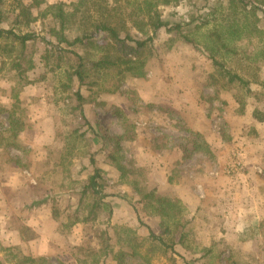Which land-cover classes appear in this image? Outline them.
<instances>
[{"label":"rangeland","instance_id":"1","mask_svg":"<svg viewBox=\"0 0 264 264\" xmlns=\"http://www.w3.org/2000/svg\"><path fill=\"white\" fill-rule=\"evenodd\" d=\"M59 1L71 5V14L72 5L80 0H46V4ZM93 1L101 2L86 0L81 9L90 17L89 31L100 18L119 24L123 19L126 27L120 35L126 45L146 38L132 27L129 11L113 8L125 0H105V10H99ZM220 4L215 17H223L225 36L238 53L225 56V67L247 80L248 86L237 81L227 85L228 77L221 78L208 56L181 36L192 18ZM227 5L228 0H178L162 6V17L170 27L183 25L181 35L175 30H159L152 47L137 54L145 59V75L122 79L110 74L98 80L91 90H82L81 108H75L76 83L68 87V71L75 58L59 57L62 49L70 47L50 34V27H58V22L49 17L30 26L29 32L36 36L26 50L36 63L27 73L31 84L12 82L10 74L0 72V107L9 106L19 93L28 121L19 139L29 148L27 158L15 149L0 150V264H16L8 261L4 250L16 245L30 255L49 258L52 264H92L89 249L100 248L99 233L105 228L110 230L116 251L123 237L121 227L136 229L140 238L149 235V228L161 235L159 216L143 212L142 195L136 187L178 201L174 185L184 178L194 181L189 176L195 173L215 182L225 179L239 188L227 190L223 201L210 199L207 210L199 214L178 201L182 216L177 224L166 221L171 232L162 235L173 250L146 239L141 253L147 254L151 264H173V260L178 264H264V121L259 129L254 123L256 113L264 117V60L256 59L264 48V4L257 11L260 35H249L243 28L248 24L244 6L229 10ZM77 26H68L70 40L80 35ZM208 27L194 35L200 47ZM110 45L113 55L131 57L118 43ZM71 49L86 51L91 59L103 54L80 46ZM211 75L219 87L211 83ZM122 113L127 116L125 121ZM0 122L6 125L1 110ZM117 136L122 138H109ZM194 141L207 143L212 154L196 150ZM110 152L119 166L109 158ZM16 158L21 163H15ZM237 162L238 172L230 173ZM94 168L100 169L99 190L107 207L99 204L93 208L96 200L90 193L80 199ZM43 201L48 215L41 208L37 217L29 206ZM255 203L261 205L248 208ZM135 208L145 226L140 225ZM181 233L184 237L179 242ZM105 264H118V260L111 253Z\"/></svg>","mask_w":264,"mask_h":264},{"label":"trees","instance_id":"2","mask_svg":"<svg viewBox=\"0 0 264 264\" xmlns=\"http://www.w3.org/2000/svg\"><path fill=\"white\" fill-rule=\"evenodd\" d=\"M86 0H80L79 3L72 5L74 11L68 14L71 5L64 1L55 2L53 4H46V0H0V72L10 74V81L23 83V85L31 84V80L28 78L27 73L34 69L35 61L31 55L26 53L27 47L31 42L36 40L34 33L29 32L31 25L38 22L40 19L53 18L58 22V27H50V34L54 36L60 43L66 44L70 49H62V53L59 57L66 55L69 58H75V64L71 66V71H68L69 82L71 86L76 83L75 97L77 105L75 108H81V104L84 101L83 89L87 88L91 90L92 86H97L98 80L105 79L110 74H116L120 78L126 77H143L146 73L145 59L141 60L137 54L142 48L149 46L152 47L153 39L156 33L162 28L171 31L175 30L181 32L183 30L182 24H176L174 27H170L169 21H166L161 14L160 9L162 6L171 5L178 0H125L124 3L116 4L113 8L129 11L128 17L130 23L137 32L143 34L146 38L144 40H132L129 35H126V39H130L134 42L133 46L126 45L125 38H121L120 33L125 29V23L122 19L121 23L111 22L108 18L99 19L98 23L92 28V31L88 30V15H85L84 11H81L82 6ZM208 1V0H205ZM93 5H96L99 10H105L107 7L105 0L101 2L93 1ZM261 4H264V0H228L227 9L232 10L242 5L246 8L245 18L248 24L253 27L248 28V24H245L243 28L248 29V34L256 33L260 35L262 31L257 29V23L259 17L257 11L260 9ZM43 5H46L43 8ZM250 6V7H249ZM221 8L212 7L210 12L202 13L196 18H192L189 23L186 33H183L182 38L186 43L192 44L195 47L200 48L206 56L212 61L215 66L216 72L221 75V78L228 77L226 81L227 85L234 82H238L241 86H248V81L243 79L236 72H231L225 67V56H236L237 50L231 46L229 39L225 36L224 26L222 25L223 17H215L217 10ZM105 12V11H104ZM221 16V15H220ZM122 17V16H121ZM262 18L264 19V13ZM217 20L220 21V25L217 26ZM77 24L79 34L72 40L67 36L68 26H75ZM213 24L210 28L208 25ZM221 26V27H220ZM201 27H208L209 31L203 35L204 42L201 43L194 37L196 31ZM235 30L231 32L234 33ZM255 31V32H254ZM81 32V33H80ZM118 43L121 48L128 49V53L131 57H123V55H113V45L110 42ZM80 46L82 49L101 51L103 54L97 59H91L86 57V51L84 53H78L71 47ZM126 46V47H123ZM86 48V49H85ZM112 49V50H111ZM128 56V55H127ZM259 60H264V48L256 55ZM45 59L48 58V54L45 55ZM6 69V71H4ZM214 86L219 87V81L211 75ZM94 79L93 81H91ZM264 85V83H263ZM22 90V89H21ZM20 90V91H21ZM248 93H251L250 89H246ZM0 110L6 115V125L0 122V150L10 151L15 149L24 154L23 158L28 157L29 148L24 145L19 137L28 128V121L25 111L21 105V99L19 93L12 97L11 104L7 107H0ZM255 116V115H254ZM258 121H264V117L257 115L255 117ZM122 119L125 121L127 116L122 113ZM127 132V131H126ZM108 138V137H106ZM117 141L122 137H109ZM108 138V139H109ZM195 149L198 151L211 153V148L206 143L193 142ZM204 147V148H203ZM116 149H119L116 146ZM204 150V151H203ZM116 150H113V152ZM108 155L115 165L119 166V160L114 156V153ZM4 157H1L3 163ZM9 160V159H7ZM13 162V159H10ZM15 163H21L19 158L14 159ZM23 168H27V163H24ZM101 177L100 169L94 168L92 174L88 176L87 182L83 185L80 191V199L87 194L96 200L92 207H96L99 204H104V207L108 206V203L103 201V195L99 190L98 180ZM138 185V184H137ZM138 192L142 195L143 200V212L150 215L159 216V225L162 228V233L171 232L170 227L166 225V221H172L177 224V220L182 216V210L180 208V202L174 201L167 195H159L155 190H146L136 187ZM80 201V202H81ZM102 201V202H101ZM137 212V218L140 225L145 226L143 219L139 214L137 208L134 209ZM55 211V208H54ZM109 211H111L109 209ZM123 237L119 240L121 245L118 250H114L113 239L110 236V230L103 229L99 233L100 248L90 247L89 251L93 256L92 264H105L106 258L112 253V258L118 260V264H130V262H136L135 264H151L147 254H142L141 249L144 247L146 239H150L152 242H157L166 249L173 250V245L165 243L162 235H157L150 228L149 235L144 238L136 232V229L125 226L122 228ZM184 235L180 234L178 241L181 242ZM12 249V251L10 250ZM8 261L15 262L16 264H52L49 258L45 256H33L27 253L20 245H16L12 248L5 247ZM173 264L176 263L173 260Z\"/></svg>","mask_w":264,"mask_h":264},{"label":"crops","instance_id":"3","mask_svg":"<svg viewBox=\"0 0 264 264\" xmlns=\"http://www.w3.org/2000/svg\"><path fill=\"white\" fill-rule=\"evenodd\" d=\"M254 123H255V126L257 127V129H259V128H261V126H263V124H262L263 122L254 121ZM206 140H207L206 142L211 144V141L209 139L206 138ZM189 178H194L195 180L192 181V180H188V179L184 178L179 184L174 185V187H175V194L174 195L176 196L178 201L183 203L184 206H186L188 208L187 209L188 211L197 210L198 214L200 212L205 211L204 209H206L208 207V205H209L208 202L210 201V199H214L215 201H219L221 199V197H224L226 194H228V193H226L227 190L232 189V190L236 191L239 188V185L231 184L230 182H228L225 179H223L221 181H220V179H218L219 182H215V180L208 179L205 176L204 177H201V176L198 177V174H196V173L190 174ZM223 178H227V177H223ZM168 181L171 182V180H169V179H168ZM222 181H225V184L222 183ZM25 194L26 193H24V196H25ZM24 196L22 195L23 198H24ZM31 196H29V198H31ZM32 198L30 199V202H31ZM223 200L224 199H221V201H223ZM30 202L27 204H30ZM36 204L33 203V205H35V206H32V205L29 206V208H34V210H35L34 215L39 217L36 214H39L38 211H41V208H42L43 209L42 214H44V216H45V212L47 213V210L45 209L46 203L44 201L42 202V204L38 203L39 204L38 207L36 206ZM256 204L261 205L259 203H255L254 205L250 204L248 206V208L249 209H251V208L257 209L258 207ZM18 208L21 209L20 206H18ZM260 208H262V207H260ZM261 212L263 213L262 210H261ZM257 213H258V211H257ZM47 215H48V213H47ZM258 215H259V213H258ZM47 218H48V216H47ZM36 222L39 223L40 221L37 220Z\"/></svg>","mask_w":264,"mask_h":264},{"label":"built area","instance_id":"4","mask_svg":"<svg viewBox=\"0 0 264 264\" xmlns=\"http://www.w3.org/2000/svg\"><path fill=\"white\" fill-rule=\"evenodd\" d=\"M239 168H240V163L239 162H237L236 164H233L231 169H230V173H236ZM228 173H229V171H228Z\"/></svg>","mask_w":264,"mask_h":264}]
</instances>
